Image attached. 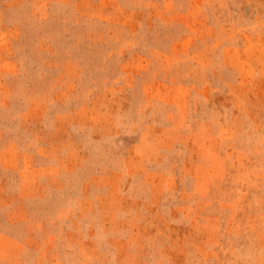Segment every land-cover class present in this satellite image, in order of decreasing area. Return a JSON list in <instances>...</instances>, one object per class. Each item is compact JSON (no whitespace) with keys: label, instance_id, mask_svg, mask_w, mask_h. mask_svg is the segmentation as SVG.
Returning a JSON list of instances; mask_svg holds the SVG:
<instances>
[{"label":"rangeland","instance_id":"obj_1","mask_svg":"<svg viewBox=\"0 0 264 264\" xmlns=\"http://www.w3.org/2000/svg\"><path fill=\"white\" fill-rule=\"evenodd\" d=\"M0 264H264V0H0Z\"/></svg>","mask_w":264,"mask_h":264}]
</instances>
